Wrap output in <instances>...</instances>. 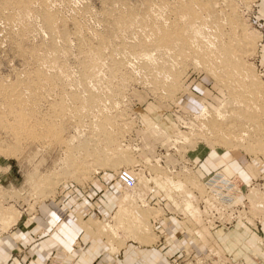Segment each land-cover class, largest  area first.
Returning a JSON list of instances; mask_svg holds the SVG:
<instances>
[{
  "label": "rangeland",
  "instance_id": "rangeland-1",
  "mask_svg": "<svg viewBox=\"0 0 264 264\" xmlns=\"http://www.w3.org/2000/svg\"><path fill=\"white\" fill-rule=\"evenodd\" d=\"M23 1L0 0V236L45 206L78 219V264H264L260 0H42L52 27ZM62 248L49 263H74Z\"/></svg>",
  "mask_w": 264,
  "mask_h": 264
},
{
  "label": "crops",
  "instance_id": "crops-1",
  "mask_svg": "<svg viewBox=\"0 0 264 264\" xmlns=\"http://www.w3.org/2000/svg\"><path fill=\"white\" fill-rule=\"evenodd\" d=\"M259 6L264 9V0L259 1ZM47 211L45 206L40 207V217L16 228L13 234L0 236V264H56L49 261L59 252V247L67 248L60 249V253L64 249L67 254L76 255L72 264H78L77 250L73 251V242L79 232L78 219L71 217L70 222H73L74 227L71 223L70 227H65L59 220L51 224L54 222L53 216ZM56 224L57 226L51 229V226Z\"/></svg>",
  "mask_w": 264,
  "mask_h": 264
},
{
  "label": "bare ground",
  "instance_id": "bare-ground-1",
  "mask_svg": "<svg viewBox=\"0 0 264 264\" xmlns=\"http://www.w3.org/2000/svg\"><path fill=\"white\" fill-rule=\"evenodd\" d=\"M7 1H8V0H7ZM12 1H14V0H12ZM49 1H50V0H49ZM49 1H47V2H49ZM53 1L55 2V0H53ZM61 1H62V0H61ZM61 1H60V2H61ZM175 1H176V0H175ZM4 2H5V0H4ZM4 2H3V3H4ZM9 2H10V1H9ZM9 2H8V4H9ZM18 2H19V1H18ZM18 2L15 1V3H18ZM51 2H52V1H51ZM54 2H53V4H54ZM58 2H59V1H58ZM165 3H166V2H165ZM6 4H7V3H6ZM34 4H36V5H34ZM48 4H49V3H48ZM53 4L51 3V5H53ZM172 4H173V2H172ZM3 5H5V4H3ZM14 5H15V4H14ZM17 5H19V4H17ZM51 5H50V6H51ZM55 5H57V4L55 3L54 6H55ZM67 5H68V4H67ZM154 5H155V4H154ZM194 5H195V4H192V5H191V4H190V5H186L185 9H186V12H187L186 15H188V16L190 17V20H189V22H188V26H189V28L192 29L193 31H196V33H197V31H199L198 29H201L200 26H201L202 24H200L199 22L196 21L197 19H199V21H201V16H198V15H199V11H197V9H195L196 6L194 7ZM197 5H198V4H197ZM11 6H12V5H11ZM11 6H10V7H11ZM21 6H22L23 10H27V11H28V10H30V9H38L39 11L43 12V13H44V16L46 17V20H47L48 25H49L50 27L54 26V24H55V23H53V22H54V16L51 15V14H48V13H47V9L49 8V5H47V3H45L44 1H42V0H34V1H32V0H25V1H23V3H21ZM35 6H37V7H35ZM54 6H53V7H54ZM72 6H73V5H72ZM75 7H77V6L75 5ZM55 8H56V7H55ZM151 8L153 9V7H150V10H151ZM154 8H155V7H154ZM163 8H164V7H163ZM163 8H162V9H163ZM196 8H198V6H197ZM10 9H11V8H10ZM16 9H17V7H16ZM19 9H20V8H19ZM71 10H72V9H71ZM158 10H159V9H158ZM176 10H177V9H176ZM6 11H7V10H6ZM15 11H19V10H15ZM21 11H22V9H21ZM50 11H51V10H50ZM52 11H53V10H52ZM152 11H153V10H152ZM152 11H151V12H152ZM3 12H4V11H3ZM10 12H11V11H10ZM72 12H73V11H72ZM72 12H71V13H72ZM74 12H76V11H74ZM74 12H73V13H74ZM79 12H80V11H79ZM7 13H9V11H8ZM16 13H17V12H16ZM29 13H30V12H29ZM34 13H35V12H34ZM62 13H63V12H62ZM80 13H82V12H80ZM59 14H60V13H59ZM84 14H85V13H84ZM86 14H87V13H86ZM10 15H12V14H10ZM39 15H40V13H39ZM61 15H62V14H61ZM61 15H60V16H61ZM87 15H89V14H87ZM15 16H16V15H15ZM19 16H20V15H19ZM26 16H28V19L30 18L29 15H26ZM56 16H57V15H56ZM65 16H66V15H65ZM77 16H78V15H77ZM100 16H101V15H100ZM100 16H99V17H100ZM107 17H108V16H107ZM60 18H61V17H60ZM66 18H67V17H66ZM66 18H65V19H66ZM77 18H78V17H77ZM81 18H82V17H81ZM110 18H111V17H110ZM160 18H161V17H160ZM7 19H8V18H7ZM10 19H11V18H10ZM17 19H18V18H17ZM20 19H21V18H20ZM31 19H32V18H31ZM61 19H63V18H61ZM90 19H91V18H90ZM93 19H94V18H93ZM162 19H163V18H162ZM38 20H39V18H38ZM58 20H59V19H58ZM68 20H69V18H68ZM70 20H71V19H70ZM76 20H78V19H76ZM81 20H82V19H81ZM85 20H86V18H85ZM168 20H170V17L168 18ZM1 21H2V20H1ZM12 21H13V19H12ZM39 21H40V20H39ZM56 21H57V19H56ZM74 21H75V20H74ZM96 21H98V20L96 19ZM163 21H164V20H163ZM171 21H172V20H171ZM16 22H17V21H16ZM70 22H71V21H70ZM81 22H82V21H81ZM86 22H87V21H86ZM115 22H116V21H115ZM172 22H173V21H172ZM7 23H8V21H7ZM13 23H14V22H13ZM19 23H20V22H19ZM72 23H73V22H72ZM96 23H97V22H96ZM99 23H100V22H99ZM163 23H164V22H163ZM167 23H168V22H167ZM196 23H198V25H196ZM36 24H37V23H36ZM39 24H40V23H39ZM58 24H59V21H58ZM81 24H83V23H81ZM100 24H101V23H100ZM104 24H105V23H104ZM130 24H131V22H130ZM138 24H139V23H138ZM4 25H5V24H4ZM72 25H73V24H72ZM93 25H94V24H93ZM164 25H165V24H164ZM14 26H15V25H14ZM14 26H13L12 28L16 29ZM73 26H74V25H73ZM75 26H76V24H75ZM77 26H78V25H77ZM95 26H96V25H95ZM97 26H98V25H97ZM97 26H96V27H97ZM101 26H102V25H101ZM132 26H133V25H132ZM135 26H136V25H135ZM137 26H138V25H137ZM165 26H166V25H165ZM205 26H206V25H205ZM205 26H204V27H205ZM3 27H4V26H3ZM7 27H8V26H7ZM17 27H19V26H17ZM55 27H56V26H55ZM58 27H59V25H58ZM58 27H57V29H58ZM118 27H119V26H118ZM123 27H124V26H123ZM197 27H198V28H197ZM202 27H203V26H202ZM10 28H11V26H10ZM10 28H9V29H10ZM38 28H39V27H38ZM74 28H75V27H74ZM97 28H98V27H97ZM101 28H102V27H101ZM131 28H132V27H131ZM164 28H165V27H164ZM196 28H197V29H196ZM79 29H80V28H79ZM137 29H139V28H137ZM205 29H207V28L205 27ZM3 30H4V29H3ZM40 30H41V29H40ZM75 30H76V29H74V31H75ZM81 30H82V29H81ZM81 30H80V31H81ZM83 30H84V29H83ZM101 30H102V29H101ZM7 31H8V30H7ZM17 31H18V29H17ZM26 31H27V30H26ZM38 31H39V30H38ZM74 31H73V32H74ZM84 31H85V30H84ZM103 31H104V30H103ZM139 31H140V30H139ZM212 31H215V30H212ZM9 32H10V31H9ZM15 32H16V31H15ZM81 32H82V31H81ZM142 32H144V31H142ZM157 32H159V31H157ZM16 33H17V32H16ZM18 33H19V32H18ZM43 33H44V32H43ZM58 33H59V32H58ZM74 33H77V31L74 32ZM74 33H73V34H74ZM79 33H80V32H79ZM79 33H78V34H79ZM84 33H85V32H84ZM198 33H200V32H198ZM201 33H203V32H201ZM44 34H46V33H44ZM101 34H102V33H101ZM122 34H123V33H122ZM152 34H153V33H152ZM152 34H150V35H152ZM163 34H164V33H163ZM10 35H12V34H10ZM15 35H16V34H15ZM62 35H64V34H62ZM79 35H81V34H79ZM89 35H90V34H89ZM135 35H136V34H135ZM65 36H66V35H65ZM65 36H64V37H65ZM72 36H73V35H72ZM72 36H71V37H72ZM97 36H98V35H97ZM97 36H96V37H97ZM157 36H158V35H157ZM210 36H211V35H210ZM38 37H39V35H38ZM57 37H58V36H57ZM69 37H70V36H69ZM83 37H84V36H83ZM93 37H95V35H94ZM101 37H102V36H101ZM135 37H136V36H135ZM148 37H149V36H148ZM150 37H151V36H150ZM211 37H212V36H211ZM39 38H40V37H39ZM58 38H59V37H58ZM73 38H74V37H73ZM73 38H72V39H73ZM78 38H79V37H78ZM87 38H88V37H87ZM123 38H125V37H123ZM55 39H56V41H60V40H57V38H55ZM59 39H60V38H59ZM61 39H62V38H61ZM68 39H69V38H68ZM82 39H84V38H82ZM126 39H127V38H126ZM147 39H148V38H147ZM150 39H151V38H150ZM150 39H149V40H150ZM159 39H160V38H159ZM159 39H158V40H159ZM193 39H194V38H193ZM25 40H26V37H25ZM23 41H24V38H23ZM32 41H33V40H32ZM49 41H50V40H49ZM63 41H64V40H63ZM63 41L61 40L60 42H63ZM73 41H74V40H73ZM73 41H72V42H73ZM87 41H89V39H88ZM94 41H95V40H94ZM136 41H137V40H136ZM151 41H153V40H151ZM189 41H190V40H189ZM191 41H192V40H191ZM206 41L208 42V40H206ZM215 41H216V40H215ZM34 42H35V41H34ZM44 42H45V41H44ZM69 42H70V41H69ZM74 42H75V41H74ZM76 42H77V41H76ZM90 42H91V40H90ZM187 42H188V40L186 41V43H187ZM229 42H231L230 39H229ZM23 43H26V42L24 41ZM32 43H33V42H32ZM46 43H47V42H46ZM64 43H66V42H64ZM81 43H82V42H81ZM85 43H87V42H85ZM85 43H84V44H85ZM190 43H191V42H189V44H190ZM194 43L197 44V42H194ZM194 43H193V45H194ZM216 43H217V42H216ZM223 43H224V42H223ZM227 43H228V42H227ZM50 44H51V43H50ZM57 44H58V43H57ZM59 44H60V43H59ZM62 44H63V43H62ZM69 44H70V43H69ZM191 44H192V43H191ZM228 44H229V43H228ZM21 45H22V44H21ZM70 45H71V44H70ZM117 45H118V44H117ZM210 45H211V47L213 46L212 44H210ZM230 45H231V44H230ZM59 46H61V45H59ZM96 46H97V45H96ZM189 46H192V45H189ZM75 47H76V46H75ZM194 47H195V46H194ZM205 47H206V46H205ZM231 47H232V46H231ZM62 48H63V47H62ZM71 48H72V45H71ZM147 48H148V47H147ZM41 49H42V48H41ZM41 49H39V50H41ZM63 49H64V48H63ZM153 49H155V48H153ZM186 49H188V48L186 47ZM51 50H53V49H51ZM65 50H66V49H65ZM70 50H71V49H70ZM192 50H193V48H192ZM61 51L63 52V50H61ZM66 51H67V50H66ZM100 51H101V50H100ZM167 51H168V50H167ZM204 51H205V50H204ZM30 52H31V51H30ZM30 52H29V53H30ZM93 52H94V51H93ZM98 52H99V51H98ZM156 52H157V51H156ZM31 53H32V52H31ZM57 53H58V52H57ZM57 53H54V52H53V54H55V55H56ZM59 53H60V52H59ZM59 53H58V54H59ZM65 53H66V52H65ZM68 53H69V51H68ZM89 53H90V52H89ZM102 53H103V52H102ZM150 53H153V52H150ZM163 53H164V52H163ZM221 53H222V52H221ZM26 54H27V53H26ZM58 54H57V55H58ZM71 54H74V53H71ZM90 54H91V53H90ZM138 54H139V53H138ZM140 54H141V53H140ZM142 54L145 55L144 51H143ZM153 54H154V53H153ZM153 54H152V55H153ZM156 54H158V53H156ZM165 54H166V53H165ZM167 54H169V53H167ZM171 54H172V51H171ZM33 55H34V54H33ZM49 55H50V54H49ZM55 55H53V56H55ZM62 55H63V54H62ZM84 55H85V54H84ZM115 55H116V54H115ZM144 55L142 56L143 59H144V58H147V57L150 59L151 54H146L145 56H144ZM154 55H155V54H154ZM29 56H30V55L28 54V57H29ZM36 56H37V55H36ZM39 56H41V55H39ZM47 56H48V55H47ZM66 56H67V54H66ZM129 56H130V55H129ZM140 56H141V55H140ZM166 56H168V55H166ZM48 57L50 58L51 56H48ZM58 57H59V56H58ZM60 57H61V56H60ZM60 57H59V61H60ZM63 57H64V56H63ZM70 57H71V56H70ZM75 57H76V56H75ZM93 57H94V56H93ZM96 57H98V56H96ZM124 57H125V56H124ZM130 57H131V56H130ZM151 57H152V56H151ZM37 58H38V57H37ZM43 58H44V57H43ZM56 58H57V56H56ZM66 58H67V57H66ZM68 58H69V57H68ZM72 58H74V57L72 56ZM88 58H89V57H88ZM101 58H102V57H101ZM131 58H132V57H131ZM133 58H134V57H133ZM148 58H147V60H148ZM154 58H155V57H154ZM154 58H153V59H154ZM169 58H170V57H169ZM232 58H233V57H232ZM45 59L48 60V58H45ZM50 59H51V58H50ZM54 59H55V57H54ZM64 59H65V57H64ZM123 59H124V58H123ZM153 59H152V60H153ZM40 60H41V59H40ZM51 60H52V59H51ZM56 60H58V59H56ZM62 60H63V59H62ZM75 60H76V59H75ZM125 60H126V59H125ZM150 60H151V59H150ZM171 60L174 61L173 59H171ZM177 60H178V59H177ZM177 60H176V61H177ZM42 61H43V60H41V62H39V64L42 63V65H44ZM72 61H73V59H72ZM144 61H145V60H144ZM153 61H154V60H153ZM44 62H45V61H44ZM46 62H47V61H46ZM49 62H50V60H49ZM51 62H52V61H51ZM53 62H55V61H53ZM61 62H62V61H61ZM66 62H69V60L66 61ZM130 62H132V60H131ZM133 62H137V61H134V60H133ZM133 62H132V63H133ZM139 62H140V61H139ZM147 62H148V61H147ZM149 62H150V61H149ZM154 62H155V61H154ZM160 62H161V60H160ZM64 63H65V62H64ZM87 63H88V62H87ZM155 63H156V62H155ZM174 63L176 64L175 61H174ZM46 64H47V63H46ZM48 64H49V63H48ZM52 64H53V63H52ZM54 64H55V63H54ZM56 64H57V62H56ZM56 64H55V65H56ZM58 64H59V63H58ZM65 64H66V63H65ZM88 64H89V63H88ZM122 64H124V63H122ZM127 64H128V61H127ZM127 64H126V65H127ZM134 64H135V63H134ZM170 64H171V63H170ZM33 65H34V64H33ZM35 65H36V64H35ZM50 65H51V64H50ZM55 65H54V66L52 65V66L55 67ZM129 65H132V64L129 63ZM208 65H209V64H208ZM44 66H45V65H44ZM46 66H47V65H46ZM48 66H49V65H48ZM52 66H51V67H52ZM67 66H68V65H67ZM104 66H105V65H104ZM136 66L138 67V65H136ZM32 67H33V66H32ZM35 67H37V66H35ZM41 67H42V66H41ZM41 67H40V69H42ZM71 67H72V66H71ZM98 67H99V66H98ZM130 67H131V66H130ZM130 67H129V68H130ZM137 67H136V68H137ZM171 67H172V66H171ZM236 67H237V66H236ZM47 68H48V67H47ZM56 68L58 69V67H56ZM59 68H61V67H59ZM78 68H79V67H78ZM95 68H97V66H96ZM95 68H93V69H95ZM133 68H134V65H133ZM40 69H39V70H40ZM50 69H51V68H50ZM131 69H132V68H130V70H131ZM137 69H138V68H137ZM158 69L160 70V68H158ZM158 69H157V70H158ZM172 69H173V68H172ZM209 69H210V68H209ZM46 70H47V69H46ZM52 70H53V69H52ZM54 70H56V69L54 68ZM62 70H63V69H62ZM67 70H68V69H67ZM70 70H71V69H70ZM96 70H97V69H96ZM118 70H120V69H118ZM135 70H136V69H135ZM138 70H139V69H138ZM163 70H164V69H163ZM210 70H211V69H210ZM232 70H233V69H232ZM48 71H50V70H48ZM57 71H58V70H57ZM75 71H76V70H75ZM92 71H94V70H92ZM141 71H142V70H141ZM152 71H153V70H152ZM213 71H214V69H213ZM28 72H29V71H28ZM53 72H54V71H53ZM68 72H70V71L68 70ZM68 72H67V73H68ZM129 72H130V71H129ZM135 72H136V71H135ZM138 72H139V71H138ZM157 72H158V71H157ZM165 72H166V71H165ZM235 72H236V71H235ZM243 72H246V71L243 70ZM243 72H242V73H243ZM39 73H40V72H39ZM47 73H49V72H47ZM60 73H61V72H59V74H60ZM71 73H72V71H71ZM98 73H99V72H98ZM101 73H102V72H101ZM213 73H214V72H213ZM40 74H41V73H40ZM43 74H44V73H43ZM61 74L64 75L65 72H64V73H61ZM72 74H75V73L73 72ZM96 74H97V73H96ZM99 74H100V73H99ZM102 74H103V73H102ZM140 74H141V73H140ZM156 74H157V73H155V75H156ZM161 74H162V73H161ZM164 74L167 75V73H164ZM230 74H231V73H230ZM69 75H71V74H69ZM69 75H67V76H69ZM100 75H101V74H100ZM100 75H99V76H100ZM137 75H138V74H137ZM166 75H165V76H166ZM214 75H215V74H214ZM236 75H237V77H239V75H238L237 73H236ZM21 76H22V75H21ZM38 76H39V75H38ZM71 76H73V75H71ZM95 76H96V75H95ZM124 76H125V75H124ZM245 76H246V75H245ZM26 77H27V76H26ZM43 77H44V76H43ZM47 77H48V76H47ZM47 77H45V79H46ZM61 77H62V76H61ZM65 77H66V75L63 76V79H64ZM118 77H119V76H118ZM122 77H123V76H122ZM234 77H235V76H233L232 79H234ZM33 78H34V77H33ZM59 78H60V77H59ZM97 78H98V77H96V79H97ZM112 78H113V77H112ZM134 78H135V77H134ZM145 78H146V77H145ZM240 78H242V77H240ZM41 79H42V78H41ZM50 79H51V78H50ZM50 79H49V80H50ZM61 79H62V78H61ZM65 79H66V78H65ZM68 79L70 80V78H68ZM114 79H115V78H114ZM165 79H167V78H165ZM168 79H169V78H168ZM245 79H246V78H245ZM117 80H118V79H117ZM119 80H120V79H119ZM237 80H238V79H237ZM243 80H244V79H243ZM41 81H42V80H41ZM44 81H45V80H44ZM44 81H42V82H44ZM46 81H47V80H46ZM46 81H45V82H46ZM52 81H53V80H52ZM55 81H56V80H55ZM139 81H140V80H139ZM139 81H137V82H139ZM59 82H60V81H59ZM64 82H65V80H64ZM71 82L73 83L74 81H71ZM71 82L68 81L67 85H68L69 83H71ZM119 82H120V81H119ZM147 82H148V81H147ZM75 83H76V82H75ZM90 83H91V81H90ZM99 83H100V82H99ZM117 83H118V82H117ZM230 83H231V82H230ZM45 84H47V83H45ZM48 84H49V82H48ZM54 84H55V82H54ZM54 84H53V86H55ZM64 84H65V83H64ZM93 84H94V83H93ZM142 84H143V83H142ZM146 84H147V83H146ZM148 84H149V83H148ZM227 84H228V83H227ZM236 84H237V82H236ZM33 85H34V84H33ZM43 85H44V84H43ZM67 85H66V86H67ZM75 85H77V84H75ZM98 85H99V84H98ZM119 85H120V84H119ZM233 85H234V84H233ZM241 85H242V84H241ZM68 86H69V85H68ZM70 86H71V85H70ZM89 86H90V85H89ZM93 86H94V85H93ZM147 86H148V85H147ZM149 86H150V85H149ZM237 86H238V85H237ZM36 87H37V86H36ZM46 87H47V86H46ZM50 87H51V86H50ZM23 88H24V87H23ZM42 88H43V87H42ZM72 88H73V87H72ZM75 88H76V87H75ZM95 88H96V87H95ZM230 88H231V87H230ZM5 89H6V88H5ZM21 89H22V88H21ZM36 89H37V88H36ZM36 89H35V90H36ZM93 89H94V88H93ZM152 89H153V88H152ZM1 90H2V89H1ZM7 90H9V88H8ZM40 90H42V89H40ZM44 90H45V89H44ZM95 90H96V89H95ZM9 91H10V90H9ZM9 91H8V92H9ZM15 91H16V90H15ZM24 91H25V90H24ZM27 91H28V89L26 90V93H28ZM38 91H39V90H38ZM67 91H68V90H67ZM226 91H228V90H226ZM246 91H247V90H246ZM246 91H245V92H246ZM230 92H231V91H230ZM49 93H50V92H49ZM52 93H53V91H52ZM13 94H14V93H13ZM44 94H46V93L44 92ZM82 94H84V93H82ZM22 95H23V94H22ZM12 96H13V95H12ZM24 96H25V95H24ZM24 96H23V97H24ZM42 96H43V93H42ZM44 97H45V96H44ZM65 97H66V96H65ZM65 97H64V98H65ZM4 98H5V97H4ZM12 98H13V97H12ZM24 98H25V97H24ZM45 98H46V97H45ZM48 98H49V97H48ZM66 98H67V97H66ZM93 98H94V97H93ZM21 99H22V98H21ZM51 99H52V98H51ZM55 99H56V98H55ZM94 99H95V98H94ZM230 99H231V98H230ZM28 100H29V99H28ZM28 100H27V101H28ZM110 100H112V99L110 98ZM11 101H13V100H11ZM25 102H26V101H25ZM28 102H30V101H28ZM65 102H66V100H65ZM84 102H85V101H84ZM18 103H19V102H18ZM37 103H38V102H37ZM48 103H49V102H47V104H48ZM66 103H67V102H66ZM101 103H102V102H101ZM114 103H116V102H114ZM22 104H23V103H22ZM25 104H26V103H25ZM107 104H108V102H107ZM14 105H15V104H14ZM30 105H32V104H30ZM41 105H43V104H41ZM64 105H65V104H64ZM114 105H115V104H114ZM1 106H2V105H1ZM35 106H36V105H35ZM39 106H40V105H39ZM65 106H66V105H65ZM116 106H117V105H116ZM2 107H3V106H2ZM27 107H28V106L24 107V108H25V109H24L25 111H26ZM29 107H30V106H29ZM32 107H33V106H32ZM4 108H5V107H4ZM100 108H101V106H100ZM102 108H103V107H102ZM110 109H111V108H110ZM15 110H16V109H15ZM24 110H23V113H24ZM36 110H38V106H37V109H36ZM85 110H86V108H85ZM4 111H5V110H4ZM38 111H39V110H38ZM89 111H90V110H89ZM111 111H112V109H111ZM20 112H21V111H20ZM35 112H36V111H35ZM42 112H43V111H42ZM76 112H77V111H76ZM76 112H75V113H76ZM12 113H13V112H12ZM25 113H26V112H25ZM43 113H44V112H43ZM45 113H46V112H45ZM119 113H120V112H119ZM13 114H14V113H13ZM29 114H30V113H29ZM78 114H79V113H78ZM83 114H84V113H83ZM11 115H12V114H11ZM19 115H20V114H19ZM24 115H25V114H24ZM118 115H119V114H118ZM47 116H48V115H47ZM64 116H65V115H64ZM69 116H70V115H69ZM15 117H16V116H15ZM19 117H20V116H19ZM26 117H27V116H26ZM72 117H73V116H72ZM74 117H75V116H74ZM74 117H73V118H74ZM79 117H80V116H79ZM105 117H106V116H105ZM22 118H23V116H22ZM41 118H42V117H41ZM80 118H81V117H80ZM15 119H16V118H15ZM24 119H25V118H24ZM35 119H36V118H35ZM38 119H39V118H38ZM106 119H108V118H106ZM17 120H18V119H17ZM53 120H54V119H53ZM92 120H93V119H92ZM9 121H10V120H9ZM19 121H20V120H19ZM33 121H34V120H33ZM11 122H12V121H11ZM90 122H91V121H90ZM12 123H13V122H12ZM15 123H17V121H16ZM110 123H111V122H110ZM116 123H117V122H116ZM21 124H22V123H21ZM33 124H34V123H33ZM121 124H122V123H121ZM9 125H10V124H9ZM35 125H36V124H35ZM39 125H40V124H39ZM41 125H42V124H41ZM10 126H11V125H10ZM20 126H21V125H20ZM29 126H30V125H29ZM42 126H43V125H42ZM55 126H56V125H55ZM61 126H62V125H61ZM93 126H94V123H93ZM95 126H96V125H95ZM107 126H108V125H107ZM8 127H9V126H8ZM44 127H45V125H44ZM20 128H21V127H20ZM50 128H51V127H50ZM94 128H95V127H94ZM110 128H111V127H110ZM11 129H12V128H11ZM26 129H27V128H26ZM30 129H31V128H30ZM46 129H47V128H46ZM48 129H49V128H48ZM70 129H72V128H70ZM81 129H83V128H81ZM95 129H96V128H95ZM15 130H16V129H15ZM17 130L19 131L20 129H17ZM36 130H37V128H36ZM85 130H86V129H85ZM16 132H17V131H16ZM29 133H30V132H29ZM47 133H48V132H47ZM82 133H83V132H82ZM93 133H94V132H93ZM16 134H17V133H16ZM43 134H44V133H43ZM230 134H231V133H230ZM239 134H240V133H239ZM18 135H19V134H18ZM244 135H245V133L242 134V136H244ZM23 136H24V135H23ZM233 136H234V135H233ZM237 136H238V135H237ZM237 136H236V137H237ZM18 137H19V136H18ZM25 137H26V136H25ZM25 137H24V138H25ZM108 137H109V136H108ZM15 138H16V137H15ZM20 138H21V137H20ZM233 138H235V137H233ZM240 138H242V137H239L238 140H241ZM112 139H113V138H112ZM236 139H237V138H236ZM23 140H24V139H23ZM12 141H14V140H12ZM18 141H19V140H18ZM60 141H61V140H60ZM99 142H100V141H99ZM65 143H66V142H65ZM101 144H102V143H101ZM66 145H67V144H66ZM66 145H65V146H66ZM63 149H65V148H63ZM261 151H262V150H261ZM59 153H60V152H59ZM70 153H71V152H70ZM263 155H264V154H263ZM115 156H116V155H115ZM116 157H117V156H116ZM125 161H126V160H125ZM89 162L91 163V160H89ZM87 163H88V162H87ZM98 165H99V164H98ZM76 168H77V166H76ZM75 170H76V169H75ZM80 170H81V169H80ZM80 170H79V171H80ZM63 180H64V179H63ZM59 181H60V180H59ZM140 216H141V215H140ZM138 218H139V217H138ZM139 219H140V218H139ZM143 219H144V218H143ZM143 219H142V220H143ZM145 219H146V218H145ZM137 221H138V220H137ZM140 221H141V220H140ZM141 223H142V221H141ZM143 223H144V222H143Z\"/></svg>",
  "mask_w": 264,
  "mask_h": 264
},
{
  "label": "built area",
  "instance_id": "built-area-1",
  "mask_svg": "<svg viewBox=\"0 0 264 264\" xmlns=\"http://www.w3.org/2000/svg\"><path fill=\"white\" fill-rule=\"evenodd\" d=\"M118 179L120 183L126 188H131L135 184L133 175L127 170L120 171L118 174Z\"/></svg>",
  "mask_w": 264,
  "mask_h": 264
}]
</instances>
